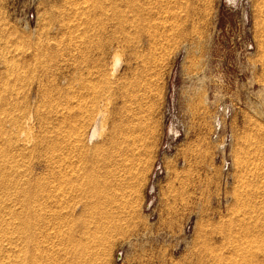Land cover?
I'll use <instances>...</instances> for the list:
<instances>
[{
	"label": "rangeland",
	"instance_id": "1",
	"mask_svg": "<svg viewBox=\"0 0 264 264\" xmlns=\"http://www.w3.org/2000/svg\"><path fill=\"white\" fill-rule=\"evenodd\" d=\"M0 264H264V0H0Z\"/></svg>",
	"mask_w": 264,
	"mask_h": 264
},
{
	"label": "built area",
	"instance_id": "2",
	"mask_svg": "<svg viewBox=\"0 0 264 264\" xmlns=\"http://www.w3.org/2000/svg\"><path fill=\"white\" fill-rule=\"evenodd\" d=\"M227 113H228V107L226 105H219L215 110L212 120V125L215 133H217L221 128L223 119L227 115Z\"/></svg>",
	"mask_w": 264,
	"mask_h": 264
},
{
	"label": "bare ground",
	"instance_id": "3",
	"mask_svg": "<svg viewBox=\"0 0 264 264\" xmlns=\"http://www.w3.org/2000/svg\"><path fill=\"white\" fill-rule=\"evenodd\" d=\"M120 64L119 58L115 55L112 60V69H116ZM100 127L99 120L96 118L94 122L91 124L87 136L89 140L95 139L99 135Z\"/></svg>",
	"mask_w": 264,
	"mask_h": 264
}]
</instances>
